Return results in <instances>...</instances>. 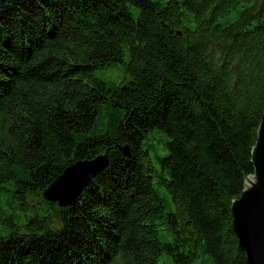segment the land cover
Listing matches in <instances>:
<instances>
[{"label":"trees","instance_id":"1","mask_svg":"<svg viewBox=\"0 0 264 264\" xmlns=\"http://www.w3.org/2000/svg\"><path fill=\"white\" fill-rule=\"evenodd\" d=\"M263 113L264 0H0V264H248ZM106 151L72 205L44 198Z\"/></svg>","mask_w":264,"mask_h":264},{"label":"water","instance_id":"2","mask_svg":"<svg viewBox=\"0 0 264 264\" xmlns=\"http://www.w3.org/2000/svg\"><path fill=\"white\" fill-rule=\"evenodd\" d=\"M119 149L125 156L131 155L128 145ZM109 163L108 151L75 162L44 190V198L60 206L72 205L89 181ZM252 163L254 174L248 177L241 196L232 202L233 227L248 264H264V113L252 149Z\"/></svg>","mask_w":264,"mask_h":264},{"label":"rangeland","instance_id":"3","mask_svg":"<svg viewBox=\"0 0 264 264\" xmlns=\"http://www.w3.org/2000/svg\"><path fill=\"white\" fill-rule=\"evenodd\" d=\"M112 76L115 75V73H111ZM99 75L102 76V77H106V75L110 76L109 73L107 72H99ZM117 75V74H116ZM158 187V190L160 191V193L162 194V196L164 197L166 203L168 204L169 206V200L171 201V197L169 195V192L167 191V189L165 188V186H159L157 185ZM165 232H163L162 234H164ZM161 262L163 264H175L171 258H169L168 256H164L163 258H161Z\"/></svg>","mask_w":264,"mask_h":264}]
</instances>
